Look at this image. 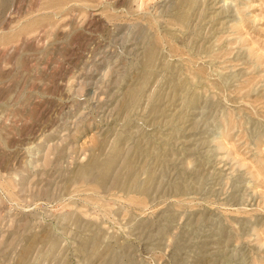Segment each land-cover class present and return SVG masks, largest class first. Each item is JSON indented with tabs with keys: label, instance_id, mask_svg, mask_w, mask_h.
I'll return each instance as SVG.
<instances>
[{
	"label": "rangeland",
	"instance_id": "374dc122",
	"mask_svg": "<svg viewBox=\"0 0 264 264\" xmlns=\"http://www.w3.org/2000/svg\"><path fill=\"white\" fill-rule=\"evenodd\" d=\"M0 264H264V0H0Z\"/></svg>",
	"mask_w": 264,
	"mask_h": 264
},
{
	"label": "bare ground",
	"instance_id": "6f19581e",
	"mask_svg": "<svg viewBox=\"0 0 264 264\" xmlns=\"http://www.w3.org/2000/svg\"><path fill=\"white\" fill-rule=\"evenodd\" d=\"M109 165V163H107ZM106 168V167H105Z\"/></svg>",
	"mask_w": 264,
	"mask_h": 264
}]
</instances>
